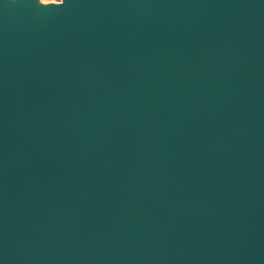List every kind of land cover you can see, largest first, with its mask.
Returning <instances> with one entry per match:
<instances>
[{"label": "water", "instance_id": "95a60500", "mask_svg": "<svg viewBox=\"0 0 264 264\" xmlns=\"http://www.w3.org/2000/svg\"><path fill=\"white\" fill-rule=\"evenodd\" d=\"M0 264H264V0H0Z\"/></svg>", "mask_w": 264, "mask_h": 264}, {"label": "rangeland", "instance_id": "374dc122", "mask_svg": "<svg viewBox=\"0 0 264 264\" xmlns=\"http://www.w3.org/2000/svg\"><path fill=\"white\" fill-rule=\"evenodd\" d=\"M59 1H61V0H36V2L42 6L45 4H48V3H56Z\"/></svg>", "mask_w": 264, "mask_h": 264}]
</instances>
